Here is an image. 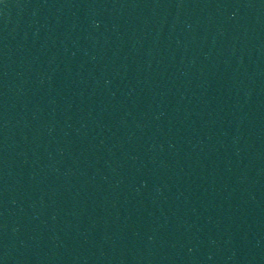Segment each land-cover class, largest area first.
<instances>
[{
    "label": "water",
    "instance_id": "water-1",
    "mask_svg": "<svg viewBox=\"0 0 264 264\" xmlns=\"http://www.w3.org/2000/svg\"><path fill=\"white\" fill-rule=\"evenodd\" d=\"M0 264H264V0H0Z\"/></svg>",
    "mask_w": 264,
    "mask_h": 264
}]
</instances>
